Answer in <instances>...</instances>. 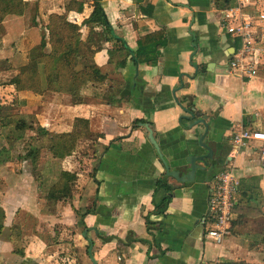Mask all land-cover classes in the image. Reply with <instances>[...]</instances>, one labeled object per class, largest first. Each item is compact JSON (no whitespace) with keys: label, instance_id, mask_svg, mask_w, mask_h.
Listing matches in <instances>:
<instances>
[{"label":"crops","instance_id":"crops-1","mask_svg":"<svg viewBox=\"0 0 264 264\" xmlns=\"http://www.w3.org/2000/svg\"><path fill=\"white\" fill-rule=\"evenodd\" d=\"M25 1L29 7L23 16H9L0 24V78L20 74L27 63L18 66L17 60L29 61L28 51L34 48L25 49L27 37L40 34L42 40L53 13H65L70 23L80 26L82 40L91 33L83 23L94 11V0H76L83 8L69 11L73 0ZM98 1L114 39L109 38L93 60L83 57L80 63L102 68L108 75L105 85L84 90L83 102L74 105L59 93L39 96L18 92L13 85L8 92L44 102L33 120L50 133H70L76 120L83 119L99 135L97 141H81L73 156L58 161L61 171L76 173L81 180L77 165L83 144L94 150L99 163L90 173L86 193L77 184L70 202L59 203L50 212L33 171L16 175L15 183H5L0 191L5 212L0 264H264V237L259 234L264 220V159L257 144L237 150L232 141L235 133L244 130L264 131V27L254 50L259 73L248 78L230 68L242 44L225 28V12L230 8H218L216 0ZM162 30L168 43L161 49L158 65H136L128 50L137 51L142 37ZM124 61L126 66L120 67ZM203 118L208 132L197 123ZM146 125L153 130L171 174ZM202 137L211 152L201 145ZM98 148H103L99 156ZM210 159L218 163L213 168ZM224 170H232L241 186L230 235L219 246L207 238L209 188ZM164 176L179 188L166 214L157 215L155 207L168 194L157 189ZM49 214L62 229L53 228L52 236H43L44 231L51 232L52 224L38 227L37 223V228L33 220ZM83 215L85 227L79 223ZM149 217L162 230L150 233ZM13 227L21 229L20 239L13 237ZM78 230L80 235H68ZM130 233L146 242L119 243ZM89 239L90 255L72 252L81 248L82 241L87 249L91 247Z\"/></svg>","mask_w":264,"mask_h":264},{"label":"trees","instance_id":"trees-1","mask_svg":"<svg viewBox=\"0 0 264 264\" xmlns=\"http://www.w3.org/2000/svg\"><path fill=\"white\" fill-rule=\"evenodd\" d=\"M94 11L83 25L91 29L86 41L82 40L81 27L70 23L68 15L53 13L50 15L49 24L39 45L29 52V62L22 67L20 74L10 82L18 92L30 91L39 96L49 97L52 93H59L68 96V104L74 105L83 102L82 92L89 87L105 85L108 75L102 68L95 64H87L79 67L80 59L86 57L93 60L100 52L109 38L114 39L113 29L107 20L105 10L98 0H94ZM216 6L220 9H231L236 6V0H216ZM29 7L25 0H0V24L9 16H23ZM83 8V4L73 0L67 7V11L74 8ZM97 28L101 31L97 32ZM115 41L120 42V39ZM167 37L164 30L142 37L138 42L137 51H129L133 62L148 66H157L161 57V49L167 46ZM125 46V44H124ZM126 48V46H125ZM127 62H121L120 67L126 66ZM18 99V98H17ZM2 108L0 106V112ZM144 121H137L136 124ZM1 128H11L6 139L15 138L20 141L25 137L26 131L37 134L41 138L44 148H34L26 155V159H32L34 175L37 181L41 182L42 190L46 188L45 198L48 201L47 210L56 207L59 203L66 202L73 198L76 190L78 177L76 173L61 171L58 178L50 183L48 175L55 163L73 156L81 141H97L99 135L90 131V122L78 119L75 122L74 130L70 133H50L46 129L13 117H5L0 121ZM13 136V137H12ZM49 155L47 161V172L44 174L38 170V158L43 156V150ZM107 150V149H106ZM45 154V157L46 155ZM209 168L215 167L218 163L212 159L208 160ZM179 187H173L169 178L164 176L157 181V189L165 190L168 194L161 204L155 207L154 214L164 215L173 199V194ZM92 213V212H87ZM83 215L79 221L85 227ZM5 212L0 207V236L4 231ZM150 233L154 230H162L150 217L146 219ZM87 229V228H86ZM13 237L20 239L21 229L13 227ZM44 236V233H42ZM46 238V237H45ZM105 240V238H104ZM119 243L131 245L137 242H146L130 233L126 241L118 240ZM90 255V246L87 249ZM219 264H244L243 262H225Z\"/></svg>","mask_w":264,"mask_h":264},{"label":"built area","instance_id":"built-area-1","mask_svg":"<svg viewBox=\"0 0 264 264\" xmlns=\"http://www.w3.org/2000/svg\"><path fill=\"white\" fill-rule=\"evenodd\" d=\"M237 6L225 12V28L233 38L241 41V48L230 63L231 70L252 78L259 73V63L254 50L259 29L264 27V0H236ZM237 150L257 144L264 159V131L244 130L233 135ZM241 183L232 170H224L210 184L208 217L211 228L207 238L222 245L230 235L235 209V198Z\"/></svg>","mask_w":264,"mask_h":264},{"label":"rangeland","instance_id":"rangeland-1","mask_svg":"<svg viewBox=\"0 0 264 264\" xmlns=\"http://www.w3.org/2000/svg\"><path fill=\"white\" fill-rule=\"evenodd\" d=\"M42 35H44L43 32H42ZM41 37L42 36L40 34L34 37L33 36L27 37L26 39L27 45L25 46V49L27 50L31 48L32 46L35 47L39 45ZM28 52H30V50ZM22 57H24V55ZM28 62L29 61H26L24 58L22 60L21 59L17 60L18 66H20L21 64H26V63L28 64ZM81 63H79L80 68L84 64L82 63L81 65ZM13 77L11 75L10 76L7 75L3 78H0V86L3 88V90H5V93H2L0 95V106L2 108L0 112V121L5 117H8V118L16 117L18 119L25 120L29 123H33L37 126L38 122L36 120L34 121L33 119L35 118L36 113L42 112L44 102H41L37 99L24 100V99H21V97L19 96L16 97V95L14 96L13 94H10L8 92V88H10L11 86L9 82L13 79ZM34 98H36V96ZM27 102L31 103V105L29 104L30 107L27 105ZM39 103H41V105H39ZM13 130H14L13 127L4 128V129L0 127V191L4 189L5 183L9 185L7 181L10 180V183H15V178L17 177L16 175H19V174L23 175V173H25L26 171L28 172L34 171L35 167L32 164V159L31 158L26 159V155L28 154V152L31 150L32 147L44 148L43 143H41V138H39L38 140L37 134L31 131H26L25 137L20 141L15 140V138L6 139L7 135H9V132ZM80 148L81 149H79V153H78V155L80 156V160L78 162L79 165H77L78 166L77 168H79L78 170L80 173H82L83 176L80 181L78 180L77 184H78V187L80 188L82 186L83 194H84V192L86 193L85 190H88L87 188H88V183H89V177L91 175L90 173L96 169L99 163V157L94 159L93 158L94 150L88 148L86 144H83V147H80ZM42 150H43V156H40V158H38L37 166H38V170L40 171V173L42 174V172H44L45 174L47 172V168L45 167L47 165V161H49V155L47 154V152L45 153L44 149ZM98 150H99L98 151L99 152L98 156H99L100 153L103 152V148H98ZM45 154H47L46 157H45ZM60 171L61 170H60L59 164L55 163L52 170L48 174L50 176L49 184H51L58 178ZM33 175H34V172H33ZM34 178H36L35 175H34ZM11 180H14V181H11ZM40 183L41 182L39 181V184ZM41 189L42 188H40L41 195L45 196L46 188H44L43 191H41ZM83 198L84 197H82L80 200L82 202V203L80 202L82 209H84L83 207L85 206V198L84 200ZM68 202L70 201L67 200L66 203ZM41 204L43 208L44 205L43 203ZM38 206H40V203ZM83 212L85 213L86 210H83ZM36 216H38V213H36ZM45 216H46L45 219L37 220L34 217V220L33 219L32 220L34 221L33 223L35 224L36 227H37V223H38V227L43 226L45 223L52 224V227H50L51 232H49L48 230L47 232L46 231L43 232L44 234H46V236H52L53 228L62 229V227L59 224L54 223L53 218L50 217V214L45 215ZM233 220H234V217H233ZM259 226H260L259 234L261 233V235L264 237V220L260 222ZM81 232L82 231L78 230L68 235L73 237L76 234L80 235ZM47 233L49 234L47 235ZM83 234H86V232H84ZM82 242H83V245L80 246L81 248L79 247L80 249H74L72 252H75V253L80 252L86 255L87 254L86 252L87 242L86 241H82ZM18 249L19 247H15V250H18Z\"/></svg>","mask_w":264,"mask_h":264},{"label":"water","instance_id":"water-1","mask_svg":"<svg viewBox=\"0 0 264 264\" xmlns=\"http://www.w3.org/2000/svg\"><path fill=\"white\" fill-rule=\"evenodd\" d=\"M195 67L197 68V66H195ZM197 123H202V124H204V125L206 126V128H207V132H208V130H209V124L207 123V119H206V118H203V119L199 120ZM146 129H147L148 132H149V139H150L151 143H152L153 146L156 148V150H157V152H158V154H159L161 160L164 162V164H165V166H166V169H167L168 174H171V172H170V166L168 165L167 161L165 160V158H164V156H163V154H162V152H161L160 145H159V143H158V141H157V139H156V137H155V135H154L153 130H152L151 127L148 126V125H146ZM204 139H205V137H202V138H201V145H202L204 148H206L207 150H209V151L211 152V148H209L206 144H204V142H203ZM89 242H90V244H91V247H90V253H91V252H92V245H93L92 239H89Z\"/></svg>","mask_w":264,"mask_h":264}]
</instances>
